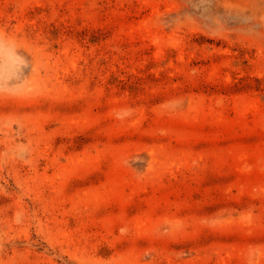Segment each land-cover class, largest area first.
Returning <instances> with one entry per match:
<instances>
[{"label":"rangeland","instance_id":"obj_1","mask_svg":"<svg viewBox=\"0 0 264 264\" xmlns=\"http://www.w3.org/2000/svg\"><path fill=\"white\" fill-rule=\"evenodd\" d=\"M0 264H264V0H0Z\"/></svg>","mask_w":264,"mask_h":264}]
</instances>
